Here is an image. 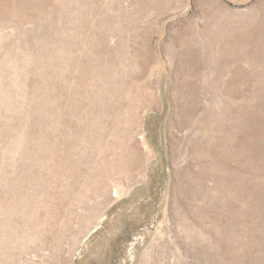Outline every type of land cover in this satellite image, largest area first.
<instances>
[{
  "label": "rangeland",
  "instance_id": "1",
  "mask_svg": "<svg viewBox=\"0 0 264 264\" xmlns=\"http://www.w3.org/2000/svg\"><path fill=\"white\" fill-rule=\"evenodd\" d=\"M0 264H264V0H0Z\"/></svg>",
  "mask_w": 264,
  "mask_h": 264
}]
</instances>
